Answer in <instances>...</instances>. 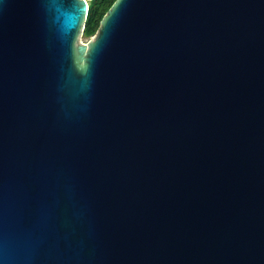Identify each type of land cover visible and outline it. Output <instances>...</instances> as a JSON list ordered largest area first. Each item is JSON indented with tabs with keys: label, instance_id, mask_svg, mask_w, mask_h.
I'll list each match as a JSON object with an SVG mask.
<instances>
[{
	"label": "water",
	"instance_id": "95a60500",
	"mask_svg": "<svg viewBox=\"0 0 264 264\" xmlns=\"http://www.w3.org/2000/svg\"><path fill=\"white\" fill-rule=\"evenodd\" d=\"M0 0V264H264V0Z\"/></svg>",
	"mask_w": 264,
	"mask_h": 264
},
{
	"label": "trees",
	"instance_id": "16d2710c",
	"mask_svg": "<svg viewBox=\"0 0 264 264\" xmlns=\"http://www.w3.org/2000/svg\"><path fill=\"white\" fill-rule=\"evenodd\" d=\"M117 0H92L85 21L83 37L86 39L93 38L108 11L112 8Z\"/></svg>",
	"mask_w": 264,
	"mask_h": 264
},
{
	"label": "rangeland",
	"instance_id": "374dc122",
	"mask_svg": "<svg viewBox=\"0 0 264 264\" xmlns=\"http://www.w3.org/2000/svg\"><path fill=\"white\" fill-rule=\"evenodd\" d=\"M83 31H84V28H83ZM91 40H92V38H90V39H86V38H84V37H83V32H82V35H81V42H82L83 44H88Z\"/></svg>",
	"mask_w": 264,
	"mask_h": 264
},
{
	"label": "snow or ice",
	"instance_id": "6c2138e0",
	"mask_svg": "<svg viewBox=\"0 0 264 264\" xmlns=\"http://www.w3.org/2000/svg\"><path fill=\"white\" fill-rule=\"evenodd\" d=\"M115 5H113V7H114Z\"/></svg>",
	"mask_w": 264,
	"mask_h": 264
}]
</instances>
